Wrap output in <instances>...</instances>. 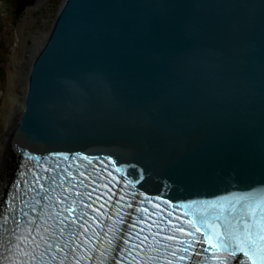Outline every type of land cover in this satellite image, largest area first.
<instances>
[{"label":"water","instance_id":"obj_1","mask_svg":"<svg viewBox=\"0 0 264 264\" xmlns=\"http://www.w3.org/2000/svg\"><path fill=\"white\" fill-rule=\"evenodd\" d=\"M24 104L10 182L96 168L252 264L233 249L264 225V0H63Z\"/></svg>","mask_w":264,"mask_h":264},{"label":"snow or ice","instance_id":"obj_2","mask_svg":"<svg viewBox=\"0 0 264 264\" xmlns=\"http://www.w3.org/2000/svg\"><path fill=\"white\" fill-rule=\"evenodd\" d=\"M85 180H87V177H85ZM81 187L87 188V184L81 183ZM27 191L33 192L34 195L29 201L24 202L19 217L15 214L11 216L7 214L0 215V242L7 239L8 246H10L9 250L15 248L18 252L30 255L28 264H31L32 261L41 264L44 260L49 261L50 264H72V261H75V264H82V261L86 259L92 260L93 257L86 254V250L96 251L91 247L92 236L97 235L94 227L96 220L90 216L88 211L91 209L92 212H96V209L92 203L86 202L91 200L92 193L80 191L77 184L71 179L66 184L64 177L57 176H37L33 186L28 188ZM9 221H11L10 224ZM256 227L257 236L251 239H249L251 227H245V234L237 237V239L241 240L247 247H241L240 244H237L233 249V254L236 249H239L248 260L252 261V264H257L258 259L264 264V247H259L255 243L256 239L264 240V236L259 234L264 232V225ZM212 228L214 230L215 225ZM81 229H83V232H81ZM163 231L165 230L158 229V232ZM177 231L181 235L189 237V239H178L175 235ZM195 231L201 234L200 239L192 238V233H186L182 227L171 229L170 235L163 236L159 240H155L156 234L153 233L138 237L139 243H131V237L124 238L121 236L120 239L123 244L128 247L123 250L117 244L114 252L126 251L127 255H132V259L128 264H143L138 259L140 253L145 248L153 247L152 244L146 243L149 236L155 240L157 247L167 250L169 257L180 261H184L188 258V255L192 254L190 250L193 249L195 244L207 243L212 248L225 247V244L221 242L220 237L214 231L215 244L210 243L207 232H202L198 227L195 228ZM89 232L92 236L86 235ZM81 236H86V238L81 239ZM162 241L174 242L176 247H171L169 243H162ZM112 243V240L107 241L108 245ZM41 249L43 251H40ZM135 249H139V251L133 254ZM203 251H208V249H203ZM177 253H186L187 255L178 256ZM101 255H103V251ZM120 259L123 260L124 256H121ZM172 259L168 260V264H172ZM116 264H120V261L117 260ZM236 264H245V262L237 260Z\"/></svg>","mask_w":264,"mask_h":264},{"label":"rangeland","instance_id":"obj_3","mask_svg":"<svg viewBox=\"0 0 264 264\" xmlns=\"http://www.w3.org/2000/svg\"><path fill=\"white\" fill-rule=\"evenodd\" d=\"M26 1L27 4L22 0H0V108L8 85L6 68H8L11 62L10 56L13 49L16 48V52L21 54L25 49H30L32 52L33 46L27 40L28 34L37 36V39L43 35L44 43L47 39L51 22L63 2V0ZM24 4L26 6L20 13L19 6L21 8ZM27 10H29L25 18L27 20L23 23V26L20 27L25 16L24 13ZM22 100L24 102V97ZM18 115L15 119H18Z\"/></svg>","mask_w":264,"mask_h":264},{"label":"bare ground","instance_id":"obj_4","mask_svg":"<svg viewBox=\"0 0 264 264\" xmlns=\"http://www.w3.org/2000/svg\"><path fill=\"white\" fill-rule=\"evenodd\" d=\"M28 11L24 13L25 16L20 27L26 22L27 19L25 18L28 15ZM27 40L33 46L32 52L30 49L28 51L25 49L22 54L12 52L10 56L11 62L8 68H6L8 85L0 108V200H2L4 193L3 179L8 181L11 179V167L14 154L10 150V139L16 127L15 123L17 119L15 117L23 108L24 102L22 98L25 97L26 93L25 87L27 86L29 69L31 68L33 60L37 57L38 50L45 43H43V35L37 39V36L28 34Z\"/></svg>","mask_w":264,"mask_h":264},{"label":"trees","instance_id":"obj_5","mask_svg":"<svg viewBox=\"0 0 264 264\" xmlns=\"http://www.w3.org/2000/svg\"><path fill=\"white\" fill-rule=\"evenodd\" d=\"M23 9V7L21 8V10ZM21 10H20V12H21Z\"/></svg>","mask_w":264,"mask_h":264}]
</instances>
